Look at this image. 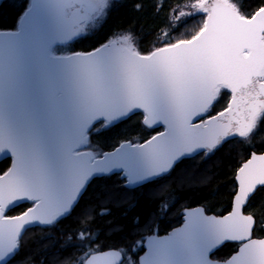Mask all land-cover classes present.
<instances>
[{"label":"snow or ice","instance_id":"obj_1","mask_svg":"<svg viewBox=\"0 0 264 264\" xmlns=\"http://www.w3.org/2000/svg\"><path fill=\"white\" fill-rule=\"evenodd\" d=\"M112 7L111 0H33L24 28L0 33V153L14 157L0 175V264L14 258L26 225L70 214L96 174L120 170L129 184L154 182L192 153L236 136L250 142L264 126V0L253 11L241 0H195L194 11L180 15L202 16L198 30L187 38L162 33L148 49L119 33L92 50L58 54L99 31ZM229 89L227 106L213 114ZM137 110L146 126L165 131L112 153L81 151L97 124L110 127ZM234 181L227 215L188 212L183 229L151 241L141 264H219L210 257L225 241L240 247L223 264H264V239L253 238L264 217L248 211L264 191V154L252 153ZM21 202L33 206L6 215ZM80 239L95 243L90 234ZM118 257L95 248L79 264H124Z\"/></svg>","mask_w":264,"mask_h":264},{"label":"trees","instance_id":"obj_2","mask_svg":"<svg viewBox=\"0 0 264 264\" xmlns=\"http://www.w3.org/2000/svg\"><path fill=\"white\" fill-rule=\"evenodd\" d=\"M241 2L245 11L261 5V0ZM193 3L195 0H114L103 27L86 39L69 42L63 53L92 50L119 33L134 34L141 49L158 46L155 40L162 33L187 38L203 20L199 15H180L192 12L188 5ZM29 4L30 0H0V30L16 29ZM221 95L215 111L228 101V94ZM160 129L146 126L142 112H136L107 128L97 124L88 136L91 147L86 149L105 152L124 141L141 143ZM242 140L230 139L206 157L198 153L185 159L154 182L130 187L120 173L93 178L70 214L52 225H36L24 231L9 264H79L84 253L95 248H117L124 254V264H138L146 235L164 234L180 224L185 207L203 205L207 212L216 214L230 208L235 172L252 150L264 149V126L251 136L250 142ZM10 164V157L0 160V174ZM30 206V202L20 203L7 215H18ZM263 208L264 191H259L248 211L260 218ZM263 222L260 220L253 236H264ZM81 234H90L95 243L82 241ZM236 249V243H225L211 257L224 259Z\"/></svg>","mask_w":264,"mask_h":264},{"label":"water","instance_id":"obj_3","mask_svg":"<svg viewBox=\"0 0 264 264\" xmlns=\"http://www.w3.org/2000/svg\"><path fill=\"white\" fill-rule=\"evenodd\" d=\"M32 2H33V0H31L30 5L32 4ZM30 5H29V6H30ZM29 6H28V8H29ZM28 8L25 10V12L23 13V15L21 16V18H20V20H19V23H18V28H17L16 30H0V33H3V34H5V35H7V34H9V33H15V32H18V31H20L22 28H24V26H25V20H24V17H25V13L28 11ZM17 30H18V31H17ZM2 38H3V37L0 36V39H2ZM136 112H142V110H137ZM136 112H135V113H136ZM131 115H132V114H131ZM131 115H130V116H131ZM119 121H120V120H119ZM195 121H196V120H194V122H195ZM116 122H118V121H116ZM116 122H115V123H116ZM159 126H162V125H159V124H158V125H153V126H149V127H153V128H155V127H159ZM164 131H165V129H164ZM162 132H163V131H162ZM159 133H160V132H159ZM157 134H158V133H157ZM157 134H155V135H157ZM153 136H154V135H153ZM150 139H151V137H150L149 139H147V140H150ZM147 140H146V141H147ZM146 141H143V142H141V143H131V142H128V141H124V142H121V143H120L119 145H117L116 147H114L113 149H110V150L105 151V153H112V152H114L117 148H120V146H121V145H124V144H128V143H131V144H142V143H145ZM81 149H82V148H81ZM204 150H206V149H204ZM204 150H202V151H204ZM81 151H83V150H81ZM199 152H201V151H199ZM199 152H194V153L191 154V156H193V155H195V154H197V153H199ZM252 153H255L256 155H261V154H264V151L261 152V153H258V152H254V151H252V152L250 153L249 157H248L247 159H245V160L240 164V166H241L243 163H245L248 159L251 158V154H252ZM6 157H10V159H11V165H10V167L8 168V170H9V169L12 167V165H13L14 157H12L10 153H9L7 156H5L4 153H0V160L4 159V158H6ZM97 158L100 159L101 157H97ZM240 166H239V167H240ZM239 167H238V168H239ZM8 170H7V171H8ZM237 170H238V169H237ZM237 170H236V172H235V175L237 174ZM114 171H116L117 173H121V177L125 178V174H124L123 171H120V170H114ZM109 174H112V173H108V174H96V176H95L94 178H96V177H101V176H105V175H109ZM92 179H93V178H90L89 182L86 183V187H87V185L90 183V181H91ZM126 181H127L128 186H130V187H134V186H138V185H141V184L146 183V182H140V183H137V184H129L128 180H126ZM86 187H85V189H86ZM258 187H259V186H258ZM85 189L82 191V193L80 194L79 198H80L81 195L84 193ZM78 200H79V199H78ZM21 203H22V202H21ZM31 207H32V206H31ZM197 209H203L205 215H207V216H214V217H217V218H220V217H222V216H224V215H227L228 212L231 211V208H230V210L227 211L226 213H223V214H215V213H209V212H207V211L205 210L204 206H202V205H196V206H192V207H185V208L182 210V217H181V223H180V224L174 226L173 228H171L168 232H166V233H164V234L152 233V234H148V235H146V237L144 238V241H143V252L138 256V260H137V261H138V264H141V261H143L144 259L147 258L148 253L150 252V243H151L152 240L157 239V238H159V239H165V238H168V237H170V236H173V235L177 232V230L183 229V228L185 227V223H186V220H187V213H188V212H191V211H196ZM20 214H21V213H20ZM18 215H19V214H18ZM14 216H16V215H14ZM36 225H41V226H43L42 224H39L38 222H35V223H33V224L26 225L25 228L22 229V232L24 233V231H25L27 228L32 227V226H36ZM262 227L264 228V222L262 223ZM253 238H256V239H264V236H263V237H255V236H253ZM229 242L237 243V244H238L237 249H236L233 253H231V255H230L229 257H227V258H225V259H222V260L213 259V258H211V257H210V258H211L213 261L219 262V264H223L224 261L231 259L232 256H235V255L237 254V252L239 251L240 243H239V242H234V241H225L222 245H224L225 243H229ZM222 245H220V246H218L217 248H215V249H214V252H215L218 248H220ZM112 251H118V252L120 253V257H118V258H122V259H124V255H123L122 251L119 250V249H117V248H107V249H103V250H101V252H104V253H108V252H112ZM96 254H99V253H96Z\"/></svg>","mask_w":264,"mask_h":264},{"label":"flooded vegetation","instance_id":"obj_4","mask_svg":"<svg viewBox=\"0 0 264 264\" xmlns=\"http://www.w3.org/2000/svg\"><path fill=\"white\" fill-rule=\"evenodd\" d=\"M223 92H225L226 94H228V101H227V103L229 102V100H230V98H231V91H230V89L229 90H222V93ZM227 103H226V105L224 106V107H222L221 109H218L217 111H214L213 112V114H216V112H219V111H222L226 106H227ZM199 121H197V123H198ZM235 138H239L238 136H236ZM235 138H230V139H235ZM230 139H228V140H230ZM227 140V141H228ZM252 151H254V152H258V153H261V152H263L264 151V149L262 150V151H255V150H252ZM251 151V152H252ZM250 152V153H251ZM250 155V154H249ZM249 157V156H248ZM247 159V158H246ZM243 162V161H242ZM241 162V163H242ZM238 169V168H237ZM259 192V191H258ZM203 206V205H202ZM231 208V207H230ZM230 208L227 210V211H229L230 210ZM264 209V208H263ZM206 210V209H205ZM207 211V210H206ZM226 211V212H227ZM226 212H224V213H226ZM249 212H251V213H254L253 211H249ZM264 212V211H263ZM211 213H215V212H211ZM223 214V213H222ZM263 217H264V214H263ZM256 237H263V236H256ZM237 247H238V244H237ZM214 259H220V258H214ZM225 259V258H224Z\"/></svg>","mask_w":264,"mask_h":264},{"label":"rangeland","instance_id":"obj_5","mask_svg":"<svg viewBox=\"0 0 264 264\" xmlns=\"http://www.w3.org/2000/svg\"><path fill=\"white\" fill-rule=\"evenodd\" d=\"M114 0H111V3L113 2ZM194 4V3H193ZM188 10H190V11H194V9H192V8H190L189 7V9ZM114 36H112V37H110L109 39H111V38H113ZM58 54H68V53H58ZM240 138V137H239ZM240 139H244V138H240ZM83 151H88V152H94V151H92V150H89V149H86V148H83L82 149ZM215 150H213V151H209V150H204L203 152H201L200 154H203V157H206V156H208V155H210V154H212L213 152H214ZM31 203V202H30ZM8 213L6 212V215H7Z\"/></svg>","mask_w":264,"mask_h":264}]
</instances>
